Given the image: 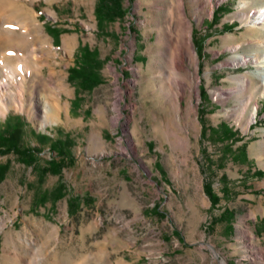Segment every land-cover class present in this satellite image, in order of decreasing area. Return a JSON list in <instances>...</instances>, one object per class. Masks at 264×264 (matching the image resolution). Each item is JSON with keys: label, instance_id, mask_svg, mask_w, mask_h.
Masks as SVG:
<instances>
[{"label": "rangeland", "instance_id": "1", "mask_svg": "<svg viewBox=\"0 0 264 264\" xmlns=\"http://www.w3.org/2000/svg\"><path fill=\"white\" fill-rule=\"evenodd\" d=\"M14 1L0 0L12 22L36 32L27 43L37 53L27 52L31 71L16 78L22 104L8 98L0 128L19 118V146L35 152L25 164L0 150V264H264V177L254 175L264 170V95L251 51L263 39L245 23L264 0H120L122 17L100 29L98 0ZM180 6L195 57L182 98L160 90L180 78L165 41ZM80 45L103 61L89 90L68 81ZM222 125L235 142L221 140ZM58 139L68 141L65 156L49 149Z\"/></svg>", "mask_w": 264, "mask_h": 264}, {"label": "bare ground", "instance_id": "2", "mask_svg": "<svg viewBox=\"0 0 264 264\" xmlns=\"http://www.w3.org/2000/svg\"><path fill=\"white\" fill-rule=\"evenodd\" d=\"M14 2L15 1L12 0L10 5H14L12 4ZM180 4H182V0H180ZM10 5L9 3L4 4L0 2V25H3L0 30V49L3 50L0 58V112L7 108L6 105L9 103L8 98L17 102L18 107L22 104V93L16 91V88H22V83L20 85L17 84L16 78L21 73H26L28 70L31 71V68L28 66L30 55H28L27 52L32 54L33 58L37 53V45L33 41L27 43L28 38L36 32L29 31L28 28L27 31L26 27L29 26L28 24L22 25L21 22H12L16 17L13 14V10L8 7ZM175 10H177V21L174 29L177 30V33L170 32L166 37L165 41L167 47L170 48V52L172 51V54L170 53L171 61L166 64L173 73L179 74L180 78L174 84H170L169 82L164 83V86H160V90L163 91L165 89V92L172 93V91L177 88L175 94L182 98L186 95L187 90L191 88L186 79L181 76L183 72L186 73L185 61L189 58L190 61L193 62L195 57L188 37L189 23L184 9L180 6L176 7ZM245 23L253 28L261 30L259 36H262L263 40L255 39L254 44L251 46V51L254 52L253 57L255 58V67L257 69L256 77L258 78L257 81L254 80L255 83L257 82L259 84V89L262 91V95H264V59H262V55L259 54L264 49V2L261 3V9L258 12L245 19ZM16 44H22L24 47L19 50L21 52L15 53L16 50L13 48ZM22 52L24 55H22ZM247 60L246 57L238 58L239 63L246 64ZM2 80H6V82H2ZM254 80L246 77L242 79L241 82L243 87H248L252 85V81ZM57 88L62 91L65 90L62 86L58 87V84ZM8 89H12L13 91L7 94L6 92ZM55 106L56 103L52 100L50 101L47 96L44 97V108H54ZM44 117L47 118L46 115Z\"/></svg>", "mask_w": 264, "mask_h": 264}, {"label": "trees", "instance_id": "3", "mask_svg": "<svg viewBox=\"0 0 264 264\" xmlns=\"http://www.w3.org/2000/svg\"><path fill=\"white\" fill-rule=\"evenodd\" d=\"M222 7H218L213 12L211 22L217 24L218 19L216 16L218 15V11H222ZM95 19L97 22L98 29L103 25L104 22H111L114 18L122 17L123 11L121 9L120 0H98L95 11H94ZM224 29H230L231 25L224 24L222 26ZM46 31L48 34L52 35L53 38L59 36L60 31L55 26H46ZM203 44V43H202ZM103 61L98 58V53L96 50H91L87 45H80L78 47L77 52L74 54V64L72 67L68 68V81L77 85L82 90H89L94 86L100 84V76L99 71L102 67ZM199 91L202 99L208 100L207 95L205 94L204 87L202 85L199 86ZM80 99L76 95L72 100L71 104L77 106ZM200 113V110H199ZM201 118V116H200ZM221 132V140H230L231 142H235L236 134L229 129L226 125H222ZM211 132V129H210ZM21 127L19 123V118L17 117H8L5 119L2 128H0V150L3 149L5 152H12L22 156V161L25 164H33L32 154L35 152V149L28 148H20L19 142L21 138ZM204 126H202L201 135H204ZM41 139H48L47 136H42ZM68 146L67 140H55L50 143V150L56 152L58 156L67 155L66 149ZM50 165H55L50 164ZM61 165V162L57 164ZM6 167V166H5ZM44 172L48 170H52L51 168H44ZM6 169L0 168V181L2 179L3 173H5ZM53 171V170H52ZM254 175L257 178L264 177V170H257L254 172ZM204 190L208 197L210 198L212 204H217V196L212 193V189L209 185L205 184ZM61 194L58 195V198H61ZM224 216L227 219H233L234 215L228 211H224Z\"/></svg>", "mask_w": 264, "mask_h": 264}]
</instances>
